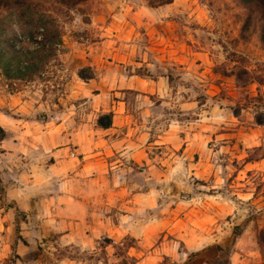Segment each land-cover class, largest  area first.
<instances>
[{
  "label": "rangeland",
  "instance_id": "374dc122",
  "mask_svg": "<svg viewBox=\"0 0 264 264\" xmlns=\"http://www.w3.org/2000/svg\"><path fill=\"white\" fill-rule=\"evenodd\" d=\"M53 19L59 26L61 45L55 52H42L35 61L36 70L21 79L7 77L0 63V141L4 139L8 146L12 141L18 143L14 155L2 160L8 167L0 168V264H67L73 255L81 264H142L148 251L164 239L171 240L168 245L178 255H163L159 248L145 264H240L230 257L241 227L220 228L214 223L210 230H182L179 236L173 231L176 215L172 210L178 214L190 209L188 197L192 191H205V175H223L229 181L239 177L228 182L229 192L242 188L237 182L244 178L248 180L245 186L259 193V203L264 202V173L240 167L245 161L264 157V140L254 138L256 144L252 143L255 118L264 125L260 12L242 0H86L53 14ZM0 22L16 24L15 17L6 12H0ZM28 43L16 46L31 49L34 44ZM145 89L155 93H144ZM184 99L197 101L187 115L200 119L193 127L211 128L203 137V152L189 153L188 159L197 164L185 169L158 168L164 174L163 188H159V207L164 211L160 217L170 223L168 229L158 232L147 249L129 236L114 240L106 233L98 239L96 255L72 253L59 239L64 231L63 224H58L62 214L57 201L48 196L59 194L60 178L75 175L80 167L79 155L64 143L65 135L80 125L91 132L97 120L107 122L117 106L141 122L143 111L145 118L155 113V122L160 124L156 135H160L168 118H183L179 104ZM160 101L164 103L156 107ZM28 121L30 134L21 137L19 128ZM256 134L264 137V127ZM45 143L65 149V157L71 160L68 167L50 172L51 159L45 154L32 156L29 149L38 150ZM158 151L167 153L160 154L166 158L171 156L169 162L175 158L167 148ZM102 169L98 176L105 182L110 173ZM90 176L92 172L80 177ZM129 177V182L139 178L132 171ZM10 187L30 191L32 201L40 204L36 215L26 218L7 199ZM85 188L91 197L93 184ZM105 189H100L102 196ZM257 236L264 240V229ZM192 241L200 244L195 253L186 248Z\"/></svg>",
  "mask_w": 264,
  "mask_h": 264
},
{
  "label": "crops",
  "instance_id": "0c3cea01",
  "mask_svg": "<svg viewBox=\"0 0 264 264\" xmlns=\"http://www.w3.org/2000/svg\"><path fill=\"white\" fill-rule=\"evenodd\" d=\"M148 92L155 93V90L152 92L144 90V93ZM163 103L162 101L156 103V107ZM194 105H197V101L184 99L179 104L180 109L184 110L179 114L183 118H168L169 122L160 135H156V128L160 124L155 122L157 121L155 113L145 118V111H143L141 113L143 121L141 122L138 120V116L135 117L121 106L114 107V110L111 111L109 127L101 128L96 125L90 132L80 125L75 129V132L65 135L64 143L71 145L77 152L80 167L75 175L66 174L60 178L57 183V187L61 189L59 194L48 196L51 200L57 201L56 208L57 210L60 208L62 214V219L58 224H63L64 231L59 239L68 246L72 253L79 252L81 255L85 252L88 255H96V245L99 246L98 239L106 233L114 240L129 236L142 249H147L158 232L168 229L170 223L160 217H163L164 211L159 207V188H163L164 174L158 168L166 165L185 169L197 164V161L193 162L188 159L189 153L203 152V146H205L203 137L208 136L207 129L211 126L207 128L205 125L204 130L196 128V126L193 127L196 125L194 123L200 120L187 118ZM5 123L2 122V124ZM143 123L146 124L143 125ZM30 124L31 122L28 121L19 128L21 137L30 134ZM188 124L189 127H187ZM253 126L252 143L255 145L254 138L259 141L264 140V137L260 138L256 134V130L261 129L264 125L255 124ZM143 128L147 131H143ZM240 128H237L238 140ZM151 129H155L153 134L150 133ZM202 131L205 133L203 134ZM5 132L7 134L8 131L5 130ZM176 139H179V143ZM247 142L249 141L247 140ZM161 148L170 150L175 158L169 162L171 156L168 155V158L161 156L167 154L158 151ZM17 149L18 143L14 141H12V146L6 145L4 139L0 141V163L2 164L0 168L3 165L8 167L7 164L2 163V160L13 156V152ZM37 149H29V151L32 152V156L45 154L48 159H51L48 168L50 172L53 170L55 172L62 171L71 162L65 157L64 148H51L49 144L45 143ZM173 150L178 151L177 155ZM240 167L247 171L255 170L264 173V157L245 161ZM102 168L110 173L108 175L110 179L106 177L105 182L98 176V173L103 170ZM129 171H132L135 177H139L135 182H129L131 179ZM91 172L92 177H80L81 175H91ZM150 174L151 176H149ZM191 174L196 176V172ZM237 178L229 181L227 176L205 175L202 178V187L205 191H192L188 197V201L192 202L190 209L178 214L176 209L172 210L176 215L172 223L173 231H178V235L183 236L182 230L183 232L186 230L189 232L210 230L214 223L219 224L220 228H224V225L231 228L241 227L243 231L233 245L231 261L237 259L240 264H264V240L258 239L257 236L258 232L264 229V202L259 203L257 198L259 193L252 190L251 187L247 188L245 185L248 180L245 181L244 178H241L242 183L237 182V185L242 188L229 192L226 185L229 187V183L234 182ZM90 183L94 187L91 197L85 190V187ZM102 186L106 188L103 191L106 194L103 196L100 191ZM30 195V191L18 192V189L11 187L6 189L7 199L24 212L26 218L36 215L40 209L39 202L32 201ZM91 198L92 202H90ZM198 201L199 204H197ZM254 207L253 216L250 217L252 215L250 211ZM230 211L233 213L231 217ZM168 242L171 240L165 241L164 239L159 242L151 251H148L140 263L145 264L146 259H154V252L159 248L163 255L177 256V251L172 250ZM198 245L197 242L192 241L191 246H186V248L189 253H195L199 249ZM208 245L210 243L205 244V246ZM17 247L19 248L20 245ZM67 262V264H81L79 257L75 255L68 257Z\"/></svg>",
  "mask_w": 264,
  "mask_h": 264
},
{
  "label": "trees",
  "instance_id": "16d2710c",
  "mask_svg": "<svg viewBox=\"0 0 264 264\" xmlns=\"http://www.w3.org/2000/svg\"><path fill=\"white\" fill-rule=\"evenodd\" d=\"M85 1L0 0V12H6L9 16L15 17L16 22L15 26L0 22V63L4 64V75L21 79L30 74L31 70H36L35 61L40 57L39 55L46 50L55 52V48L61 45V33L53 19V14L58 15L64 8L73 9ZM242 1L260 12L264 42V0ZM45 5L48 6L45 7ZM28 41L34 44L31 49L16 46L18 43L28 45ZM255 121L258 125L263 124L258 118H255ZM97 124L101 128H107L111 124V118L107 122L99 118ZM16 232L18 233V227ZM16 239L21 240L18 234Z\"/></svg>",
  "mask_w": 264,
  "mask_h": 264
},
{
  "label": "built area",
  "instance_id": "2783aa9c",
  "mask_svg": "<svg viewBox=\"0 0 264 264\" xmlns=\"http://www.w3.org/2000/svg\"><path fill=\"white\" fill-rule=\"evenodd\" d=\"M74 156V154L73 153H71V157H73Z\"/></svg>",
  "mask_w": 264,
  "mask_h": 264
}]
</instances>
